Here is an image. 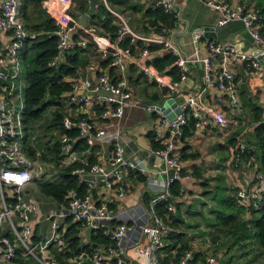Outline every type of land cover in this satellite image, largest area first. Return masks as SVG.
Segmentation results:
<instances>
[{
  "label": "built area",
  "instance_id": "1",
  "mask_svg": "<svg viewBox=\"0 0 264 264\" xmlns=\"http://www.w3.org/2000/svg\"><path fill=\"white\" fill-rule=\"evenodd\" d=\"M202 1L221 12V25L233 20L243 21L256 42L261 44L260 52L257 54L240 52L234 43L209 41L207 47L210 55L206 58L199 55L192 58L178 46L175 40L178 32L172 30L169 38L162 39H152L138 34L127 25L122 14L110 7L108 0H99V3L105 4L115 16L117 32L114 36L99 34L95 26H80L69 13L74 0H64L62 3L43 0L44 7L55 15L57 27L53 32L57 37V52L49 63L51 66L62 63L76 46L86 47L91 42L95 43L94 48L109 63L106 68L99 64L87 66L86 71L95 75L96 80L86 77L83 71L79 70L76 75L68 78L70 89L61 95L60 101L68 103L69 109L78 108L79 113L73 116L66 112L63 117L64 132L60 136L62 152L59 160L64 165L83 163L82 166L75 168L72 174L86 184L87 191L83 195H72L65 206L44 216V220L50 223L49 233L44 240L35 243L34 246H30L29 241L35 233L32 216L38 209V202L29 200L25 192L34 181L42 178L49 165L52 164V167L54 165L44 158V152L34 144L32 145L35 149L34 157L29 156L24 148V143L29 137V128L24 120L25 88L22 80L21 54L27 41L37 39L42 33L29 32L20 18V0L0 1V30L10 32L12 36L8 49L0 54V264H9L19 254L20 245L25 247V254L34 258L37 264H64L55 253H52V248L63 252L69 250L65 240L69 222L82 224L76 233L82 241L85 230L92 227L93 233L102 230L110 238V243L91 246L90 252L83 250L67 258L68 264H190L194 259L193 252L189 251L179 262L173 260L169 263L163 262V257L168 255L165 249L169 227L157 210L160 202L170 200L167 210L174 212L175 197L170 186L182 175V161L176 144L183 136L188 117L194 115L192 111L195 97H186L180 90L181 82L188 78L191 63L201 62L207 86H215L226 92L228 102L238 106V82L235 73L228 69V65L242 60L249 70H257L261 67V59L264 57V36L259 32V14L254 9L239 3L231 6L224 0ZM155 5L162 6L166 12L179 17L175 0H156ZM76 31H82L86 37L76 39L74 37ZM161 31L166 33L167 29L163 28ZM207 31L206 27H198L191 32L196 54L199 43ZM127 38L131 43L156 41L176 58L173 65L179 71L178 79L170 71L163 72L152 63L141 62L140 59L147 58L152 53L149 47L141 48L138 56L140 59L135 63L149 82L167 90L168 95L164 100L170 97L184 99L181 106L182 114L170 119L163 108L165 101L142 102L134 96L136 87L127 77V69L134 54L130 46L123 45ZM216 62L221 65L219 71L214 68ZM90 92H106L110 95L106 93L94 95ZM227 100L223 95L220 98L221 102ZM140 105L154 116L159 125L154 141L163 145L152 147L151 154L161 158L164 166L157 162L148 166L130 158L128 149L122 142V120L125 110ZM172 110L175 111L174 108H171ZM262 116L264 118V110ZM214 117L221 127L225 128L228 125V119L223 111L215 112ZM201 124H207V121L203 120ZM70 130L77 131V138L67 133ZM78 138L86 140L89 146L87 151L79 152L76 149ZM94 146L97 148L93 153L96 161L90 164L87 153ZM130 172L146 178L153 172L165 178L164 187L146 202L115 211L116 197L123 198L127 194L125 178ZM259 178L262 182L257 187L236 190L234 197L238 205L249 210L264 206V171ZM100 189L116 192L115 195L110 192H96ZM5 224L9 225L13 236L4 232ZM84 244H90V239L84 241ZM202 256L203 261L200 264L218 263L217 254L211 244L205 246Z\"/></svg>",
  "mask_w": 264,
  "mask_h": 264
},
{
  "label": "crops",
  "instance_id": "2",
  "mask_svg": "<svg viewBox=\"0 0 264 264\" xmlns=\"http://www.w3.org/2000/svg\"><path fill=\"white\" fill-rule=\"evenodd\" d=\"M224 1L231 6H235L239 3L248 8L254 9L259 14V32L264 36V1ZM130 2L135 9L124 7L116 9L111 4L110 7L114 11L122 14L127 25L132 30L145 37H150L152 39H162L163 37L169 38L171 36V31L175 30L178 32L175 37L178 46L189 57L194 58L197 55L201 58L208 57L210 55L207 47L209 41L234 43L240 52L257 54L261 50V44L256 42L243 21L233 20L225 25H221V12L209 7L202 0H175L179 13V17H175V26L173 28L162 27L160 30L148 25L147 20L144 17V13L147 9L156 7V0H130ZM86 3L87 9L84 11H80V6L76 1H74L69 8L71 17L78 23L81 16L85 14L90 7V0H87ZM99 5L100 3L98 4V7ZM43 7L44 5L42 2V8ZM20 18L25 23L23 18L22 0H20ZM91 19L85 26H95L99 34L108 35L105 32L99 31L97 25L90 24ZM115 25L117 26L116 23ZM198 27H210L212 29L207 31L208 33L202 38L198 46V54H196V46L192 41L191 32ZM163 28L167 29L166 33L161 31ZM83 35L84 33L82 31H76L74 33L76 39L84 38L85 36ZM11 40L12 36L10 32L0 30V54L8 49ZM142 43L146 46L140 47L136 45L137 42L131 43L132 45H135V51L133 52L134 55L132 62L129 63L127 77L136 87L134 96L142 102L147 100L164 102L168 92L164 93V90L157 84L149 82L146 76L139 70L135 61L140 59L138 56L140 55L141 48L148 47L147 45L158 47L152 50L149 57L140 59L143 63H151L154 58H160L165 54H168V51L164 50L162 45L156 41H144ZM72 52L73 50L69 54ZM24 53L25 51L23 49L21 54V66L22 80L25 85L26 93V89L29 85L26 80V73L35 69V62L33 57H31L33 68L27 70V60L33 51L28 50L26 55L23 56ZM261 61V67L257 70H249L242 60L232 62L228 65V69L235 73L238 82V106L228 102L226 92L219 90L215 86H207L204 79V66L201 62L191 63L188 78L181 82L180 90L184 92L186 97H195V102L194 110L192 111L194 117H188V121L194 118L192 121L193 125H187V127L189 126L190 133L186 136H182L176 144V150L180 154L182 161V175L181 178L177 180L180 184L181 193L179 196H174L175 198L173 199L175 206L174 215L181 220L175 228V231L182 234V238H180L181 241L184 240L185 242H188L192 248L194 256H196L197 253H200L202 256V250L205 249V245L210 244L209 239L214 237L211 234V230H213L214 227L208 226V222L205 221V218L209 221L215 220V215L210 212V209L216 207L217 201H225L230 197L233 198L237 189L255 188L262 182L259 176L264 171V162L262 161L263 150L260 146V129L264 122L262 116L264 110V57ZM104 62L105 60L94 48L93 53L90 55L89 63L82 67L81 70L86 77L96 80L95 75L86 71L87 66L89 64H99L106 68L108 64L103 65ZM173 66L174 65L170 67L167 66V68L160 71L168 72ZM214 68L219 71L221 69L220 63L216 62ZM146 82L151 84L153 89L156 87L160 93H150L146 88ZM138 95H145L146 99L142 100ZM222 95L226 98V102L220 101ZM58 101H60V99ZM62 103L67 104L65 102ZM57 107L58 106L56 105H51L48 108L52 110ZM63 107L61 109L58 108L62 112H67L73 116L78 115L79 113L77 110L78 108L72 107L69 109V105L65 109H63ZM139 107L142 108V106H131L127 109ZM79 110L81 111L80 108ZM142 110L145 113V118L143 119L138 118L135 122L128 123V114L125 119L123 118L122 142L128 149V155L130 158L138 160L148 166L154 162L164 166L161 158L154 157L151 154L152 147H161L163 145L154 141L159 125L152 114H149L143 108ZM172 111L174 112V110ZM217 111H223L228 119V125L225 128L221 127L215 121L214 114ZM147 117H149V119H147ZM203 120H206L207 124H201V121ZM160 130L163 132L166 131L164 129ZM33 144L38 148L36 145V137L35 141H33V138L29 135L27 141L24 143L25 150L27 146L32 147ZM106 149L108 150L109 148L106 147ZM87 155L93 157V153L88 152ZM48 161L53 162L54 165L51 168L52 173L50 174L52 179L57 172V167L54 164V161ZM44 174L41 179L34 181L25 192V195L29 200L38 202V209L32 216L33 224H35V233L30 238V246H34L35 243L44 240L49 233L48 230L50 229V223L44 220V216L50 211L58 210L66 205H57L52 202L51 199H48L50 201H42L36 198L34 194L35 191L36 193H39L37 182L39 180L45 181ZM150 174L149 178L143 176V180L138 179V175L133 176L134 178L128 175V177L125 178L127 184L125 192H127V194L123 198L116 197L117 202L116 206H114L115 211H120L122 208L128 209L141 202H146L154 193L164 187V177L153 174V172ZM96 192H110L115 195L114 192L116 191L100 189ZM217 192L224 193V195L221 196L222 199H219ZM74 194L77 193L73 192L71 197ZM253 209L249 210L245 208L241 217L245 221L250 222V220L253 219ZM208 229L209 231L205 233L204 230ZM4 232L9 236H13L9 225L7 224H5ZM201 232H204L205 234H202ZM84 233L83 244L84 241L91 239L93 231L90 237L86 234V230ZM19 250V254H17L9 264H37L34 258L25 254V247L20 245ZM55 251L56 248H52V253H55ZM215 253L217 254V264H221L225 251H218Z\"/></svg>",
  "mask_w": 264,
  "mask_h": 264
},
{
  "label": "trees",
  "instance_id": "3",
  "mask_svg": "<svg viewBox=\"0 0 264 264\" xmlns=\"http://www.w3.org/2000/svg\"><path fill=\"white\" fill-rule=\"evenodd\" d=\"M57 3H62L64 0H55ZM80 6V11L87 9V0H74ZM43 0H22L23 3V18L25 25L31 33H42L35 40H28L24 47V55L28 50L33 51V60L35 62V69L26 73V80L28 87L25 93V112L24 120L29 128L30 125L45 114V109L51 105H56L60 109L63 107V103L58 101L61 95L70 89V82L68 78L77 74L82 67L86 66L90 61V55L94 51L95 43H89L86 47L76 46L71 54H68L66 59L58 66H51L49 63L57 52V37L53 34L56 30L55 15L50 13L45 7L42 8ZM116 9L121 8H134L130 0H108ZM110 5V6H111ZM144 17L147 20L148 25L160 30L162 27L173 28L175 26L176 18L174 14L166 12L162 6H156L149 8L145 11ZM115 16L109 11L105 4H100L96 15L90 21V24L98 26L99 31L105 32L108 35L114 36L117 32V26L114 23ZM83 36L86 37L84 34ZM124 46H130L132 52L135 51V45L131 44L130 39L123 41ZM137 46L144 47L142 41H138ZM151 50H154L158 46H149ZM175 57L168 53L160 58H154L151 62L158 70H164L167 66H172L175 62ZM109 62L105 61L103 65H107ZM176 79L179 77V71L176 66L171 67L169 70ZM166 93V90H164ZM59 109V110H60ZM63 109H65L63 107ZM66 112L59 111L54 118V123L62 129V120ZM190 119L184 126L183 136L190 133L189 126L193 125ZM71 137L77 138V131L70 130L67 132ZM260 146L262 147V155L264 162V122L260 129ZM30 132L28 133V136ZM76 149L80 151H87L89 146L86 140L83 138L76 139ZM97 148H90L89 153H94ZM29 156H35V149L31 146L26 148ZM53 150L55 156L49 158L44 154L46 160L54 161L57 172L51 180L38 181L37 186L39 193L49 199L57 205L67 204L73 192L78 195H83L87 191L86 184L82 183L79 178L72 174V171L82 166L83 163L76 162L69 165L61 164V141H57L54 144ZM184 157V156H183ZM96 158L90 157V164H93ZM130 177L138 175L140 180L144 177L135 172L129 173ZM134 178V177H133ZM171 192L174 196L180 195L179 181H174L171 186ZM169 201L160 202L157 207L158 213L162 215L169 227L166 235V253L167 256L163 257V262L169 263L171 260L179 262L186 252L192 251L191 246L184 240L181 241L182 234L175 231V228L181 222L180 218L174 215L175 212H168L167 207ZM253 209V208H252ZM257 209V210H256ZM245 207L237 204L235 198L230 197L225 201H217L216 207L210 209V212L215 215V220H207L208 226L215 227L217 234L224 233L226 241L228 243H220L218 247L224 248V245L228 249L235 248L237 251L245 247L249 253L254 254V259L259 256H264V206L259 208L254 207L252 211L253 219L245 221L241 215L244 213ZM70 226L66 233V242L68 243L69 250L55 252L57 258L64 264H68L66 259L74 256L83 250L90 252L91 246H97L101 244H109L110 238L103 233L102 230H96L90 239V244H83L80 236H76V233L82 227L81 223L69 222ZM205 233L208 230H204ZM205 234L204 232H201ZM212 235L217 238L216 233ZM180 239V240H179ZM181 241V242H179ZM217 245V243H216ZM239 249H237V248ZM256 247V248H254ZM257 249V250H256ZM246 253V252H245ZM202 261L200 253L194 257L190 264H199ZM222 261V260H221ZM221 264H226L222 261ZM247 264H251L250 261Z\"/></svg>",
  "mask_w": 264,
  "mask_h": 264
},
{
  "label": "rangeland",
  "instance_id": "4",
  "mask_svg": "<svg viewBox=\"0 0 264 264\" xmlns=\"http://www.w3.org/2000/svg\"><path fill=\"white\" fill-rule=\"evenodd\" d=\"M262 1H264V0H262ZM31 57H33V53H31L28 57V60H27L28 61V68L26 66L27 70H30L33 68V65L31 62ZM128 69H127V71H128ZM145 85H146V88L149 90L150 93H153V92L160 93V91L156 87L153 89V86L151 84H149L148 82H146ZM24 88H25V85H24ZM139 97L142 100L146 99L145 95H141ZM63 105H64V108L68 107V103L63 104ZM140 106H142V105H140ZM49 110H50V108L47 107L45 109V114L44 115L42 114L39 119H37L35 122H33L30 125L29 132H30L31 138L36 137V145H37L38 149L42 150L50 158V157L55 156V152L53 150V147H54V144L60 140V136L62 134V129H60V127L57 126L53 122L55 116L61 110H59V108L57 107L55 109H52L50 111V113H48ZM125 111L126 112H125L124 119L126 118V116L128 114V118H129L128 123L135 122V120L138 118H142V119L145 118V113L141 107L131 108V109L126 108ZM146 116H147V114H146ZM147 119H149V117H147ZM50 163H53V162H50ZM51 165L48 166L47 171L44 174L46 181L51 180V176H50V174L52 173V169H51L52 166ZM34 194H35L36 198H38L39 200L50 201V200H48L49 198L39 194L38 192L36 193V191ZM217 195H218L219 199H222L221 196H223L224 193H222V192L218 193L217 192ZM212 217H213V215H212ZM47 228H48V225H47ZM211 231H212V233H216L217 238H215V236L212 235L214 237L209 239L210 240L209 243L212 245L214 252L225 251L224 257L222 258V261H225L226 264H247L248 261H250L251 264H264V256H259L256 259H254V254L249 253L250 251L248 252L247 251L248 249L245 247H243L241 249L236 247L237 249H239V251H237L235 248L228 249V247L226 245H224V248L218 247L219 244L222 242L228 243L225 240L226 236L224 233L217 234L216 226ZM216 243H217V245H216ZM254 248H256V247H254ZM55 252H59L57 248H56Z\"/></svg>",
  "mask_w": 264,
  "mask_h": 264
},
{
  "label": "water",
  "instance_id": "5",
  "mask_svg": "<svg viewBox=\"0 0 264 264\" xmlns=\"http://www.w3.org/2000/svg\"><path fill=\"white\" fill-rule=\"evenodd\" d=\"M98 4H99V0H90V7H89V9L79 19V25L80 26H85L86 24L89 23V20L97 13ZM206 28H207L208 31L212 29L210 27H206ZM90 93L95 95V94H103V93H106V92H99V93L90 92ZM106 94H109L110 95V93H106ZM183 103H184V99L183 98L176 99V98L170 97L167 100H165V102L163 104V108H164L165 112L168 114V117L170 119H173L177 115H180V114L183 113L182 112V109H181V106H182ZM171 108H174L175 111L172 112L171 111ZM92 231H93V228L92 227H89L86 230V234L90 237L91 234H92Z\"/></svg>",
  "mask_w": 264,
  "mask_h": 264
}]
</instances>
